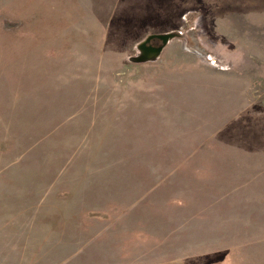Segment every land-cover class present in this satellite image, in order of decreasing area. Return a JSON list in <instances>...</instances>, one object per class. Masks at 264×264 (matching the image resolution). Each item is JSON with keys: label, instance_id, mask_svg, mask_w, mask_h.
<instances>
[{"label": "rangeland", "instance_id": "374dc122", "mask_svg": "<svg viewBox=\"0 0 264 264\" xmlns=\"http://www.w3.org/2000/svg\"><path fill=\"white\" fill-rule=\"evenodd\" d=\"M0 264H264V0H0Z\"/></svg>", "mask_w": 264, "mask_h": 264}, {"label": "water", "instance_id": "95a60500", "mask_svg": "<svg viewBox=\"0 0 264 264\" xmlns=\"http://www.w3.org/2000/svg\"><path fill=\"white\" fill-rule=\"evenodd\" d=\"M155 37V35H150L146 41L143 43L142 47L144 48V50L146 51H153V52H159V48H156L154 46H150V45H147V43L153 38ZM161 38L164 39V41L166 42L168 40V36L167 35H164V36H161Z\"/></svg>", "mask_w": 264, "mask_h": 264}]
</instances>
